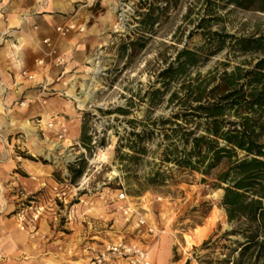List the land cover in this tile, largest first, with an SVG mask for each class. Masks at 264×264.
Returning a JSON list of instances; mask_svg holds the SVG:
<instances>
[{
  "label": "rangeland",
  "instance_id": "rangeland-1",
  "mask_svg": "<svg viewBox=\"0 0 264 264\" xmlns=\"http://www.w3.org/2000/svg\"><path fill=\"white\" fill-rule=\"evenodd\" d=\"M200 4L198 0H179L166 8L160 4L162 10L157 11L154 0H0L1 28L4 25L0 46L7 43L16 49L13 44L22 45L33 59L44 38L39 41L38 28L33 25L22 33V22L36 15H62L68 19L61 25L74 23L79 29L65 37L54 30L56 36L79 34L72 43L79 42L86 53L77 66L67 70L61 81L63 90L47 95L45 104L38 103L37 91L32 97L16 99L8 113L0 112V217L13 223L7 228L15 237L18 253H22L28 233L34 235L35 246L40 240L52 242L67 235L76 237L75 247L84 250L87 243L100 247L104 240L123 237L148 242L150 264H236L238 259L247 263L246 255L232 252L244 238L230 234L236 226L227 222L220 206L223 190L216 186L215 175L226 162L208 175L162 163V150L168 143L163 129L169 125L162 129L158 123L151 124L178 110L176 100L169 103L168 97L179 80L170 85L157 106L150 107L146 93L160 87L158 73L182 48L203 51L201 59L207 55L199 49L203 38L192 32ZM188 9L193 14L185 19ZM149 10L156 17L152 26L144 24ZM10 12L19 13L18 24L8 22ZM217 14L222 21L213 24L212 30L236 36L264 32V14L232 6ZM19 37L25 41L20 43ZM44 47L40 58H45ZM259 56L225 48L189 68L188 77H203L209 71L219 74L243 62L253 64ZM50 83L52 88L54 82ZM50 98L57 103L51 104ZM22 100L27 105L20 108ZM118 108L128 109V115L116 112ZM50 120L51 128L46 125ZM129 120L136 122L135 131L150 133L143 140L146 154L136 164L124 166L119 156L129 151L116 152V146L119 137L131 129ZM83 122L93 144L91 150L80 142ZM60 127L66 128L62 138ZM201 133L198 129L196 135ZM79 160L84 172L70 182L67 165ZM155 170L164 173V182L149 185L145 178ZM120 192L133 198L129 199L131 206L145 218V225H139L135 216L127 220L121 213ZM147 225L155 230L153 243ZM11 258L1 256L0 263ZM19 258L14 259L21 264Z\"/></svg>",
  "mask_w": 264,
  "mask_h": 264
},
{
  "label": "trees",
  "instance_id": "trees-1",
  "mask_svg": "<svg viewBox=\"0 0 264 264\" xmlns=\"http://www.w3.org/2000/svg\"><path fill=\"white\" fill-rule=\"evenodd\" d=\"M156 10H162L179 0H154ZM200 11L192 30L203 38L200 50L182 48L175 59L167 64L157 75L160 87L147 92L150 107H155L172 83L179 80L177 89L172 91L168 102L176 100L178 110L167 118H156L152 125L164 130L168 143L163 147L162 163L173 164L179 169L199 171L203 175L226 162L225 168L215 175L217 187L223 190L220 206L224 209L228 223L236 227L230 234L244 238L238 243V255H246L245 264H264V32L252 35H232L223 30H212L213 24L222 21L219 9L233 8L264 14V0H198ZM193 14L188 9L184 18ZM145 14H142V16ZM144 24L152 26L156 17L152 10L145 15ZM159 17V16H158ZM191 32V33H192ZM229 48L239 54H259L255 63L243 62L221 73L209 71L205 76L199 74L188 77L191 67L204 63L214 54ZM247 64L246 66H242ZM181 79V80H180ZM121 115H128V109H116ZM109 114V112H107ZM131 128L122 138L119 137L116 152L122 148L119 160L136 164L140 156L146 154L145 131H135L136 122H127ZM192 128V129H191ZM202 131L197 134V130ZM123 140H125L123 142ZM80 142L86 150H91V138L86 123L81 126ZM238 153L242 156L239 157ZM70 182L81 177L84 165L79 160L67 165ZM149 185L164 182V173L151 171L145 178ZM229 260H227L228 262ZM234 263V261H232ZM236 264H242L240 259Z\"/></svg>",
  "mask_w": 264,
  "mask_h": 264
},
{
  "label": "crops",
  "instance_id": "crops-1",
  "mask_svg": "<svg viewBox=\"0 0 264 264\" xmlns=\"http://www.w3.org/2000/svg\"><path fill=\"white\" fill-rule=\"evenodd\" d=\"M18 12H10L7 14L8 22L18 24ZM68 18L62 15H36L33 18H27L26 22H22L21 32L25 33L29 31V28L33 25L37 26L35 31L39 41L43 38L49 37L54 42L59 54H66V63L62 67L52 66L50 60L45 58V63L42 66H37L34 61L42 57V43H38V47L31 59L32 55L26 48H22V45L8 47L7 43L0 46V112L8 113L11 111V107L16 99L20 97L28 98L32 97L37 90L34 88V82L28 81L20 76V71L27 69L32 73H37V81L46 78L48 82H54L52 88L54 90H63L61 81L68 75L67 70H72L74 66H77L84 53V47H80V43L74 42L75 38L79 37V34H73L66 38H58L54 32L55 26L61 25L66 22ZM1 23V21H0ZM1 28V25H0ZM4 25H2V28ZM29 38V37H28ZM20 43L25 41L23 38H18ZM29 39L26 42L29 44ZM72 43V44H71ZM22 48V49H21ZM46 49V46L44 47ZM44 49V50H45ZM41 50V51H40ZM80 57V58H79ZM62 74V77L59 75ZM66 74V75H65ZM51 104L57 103V100L50 98ZM34 103V102H33ZM17 105V103L15 104ZM42 121V120H40ZM28 174H31L28 172ZM13 224L8 218L0 217V257L10 256L7 263L0 264H18L15 261V257L21 256V264H89V257L87 251L83 248L75 247L78 245L76 237H56L52 242L38 241L35 246L34 238L30 233L24 236L22 245V253H18V246L15 243V237L9 232L8 225ZM41 236L42 234L39 233ZM21 254V255H20Z\"/></svg>",
  "mask_w": 264,
  "mask_h": 264
},
{
  "label": "built area",
  "instance_id": "built-area-1",
  "mask_svg": "<svg viewBox=\"0 0 264 264\" xmlns=\"http://www.w3.org/2000/svg\"><path fill=\"white\" fill-rule=\"evenodd\" d=\"M74 29H79L76 27L74 23H66L64 25H59L55 27V32L61 36L65 37ZM82 30V28H80ZM43 44L46 46L44 50L45 58H49L52 64L56 67H62L66 58L64 55L58 53L54 42L51 38L46 37L43 39ZM45 58H39L35 60L37 66H42L44 64ZM20 76L25 78L28 81L34 82V88L39 91L38 97L36 98L38 103L45 104L46 96L52 94L54 89L51 88L50 82L46 78L43 80L37 81L36 74L28 71L27 69H23L20 71ZM62 77V74L59 75ZM66 84L65 82H62ZM19 107L23 108L27 105V102L22 100L19 102ZM46 125L51 128L53 127V122L50 120L46 123ZM59 137L62 138L65 136L66 128L60 127ZM128 198L125 192H120L117 195V200L119 202H123L122 205L119 206V210L121 213L127 218H131L135 216L137 223L139 225H145V218L139 213L136 212L135 209L131 206V200ZM147 231L149 233V239L154 242V235H156L155 230L152 226L147 225ZM148 242H141L137 239H125L123 237H117V239H108L99 243L100 247L94 244L87 243L85 250L89 253V264H150L149 259V248Z\"/></svg>",
  "mask_w": 264,
  "mask_h": 264
}]
</instances>
